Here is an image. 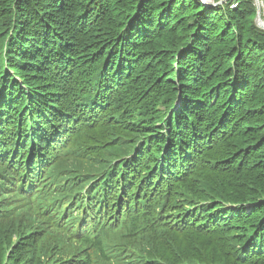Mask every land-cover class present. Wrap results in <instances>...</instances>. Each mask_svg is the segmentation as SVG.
Segmentation results:
<instances>
[{
	"label": "trees",
	"instance_id": "obj_1",
	"mask_svg": "<svg viewBox=\"0 0 264 264\" xmlns=\"http://www.w3.org/2000/svg\"><path fill=\"white\" fill-rule=\"evenodd\" d=\"M232 1L0 0V263L264 264V30Z\"/></svg>",
	"mask_w": 264,
	"mask_h": 264
},
{
	"label": "rangeland",
	"instance_id": "obj_2",
	"mask_svg": "<svg viewBox=\"0 0 264 264\" xmlns=\"http://www.w3.org/2000/svg\"><path fill=\"white\" fill-rule=\"evenodd\" d=\"M253 3L255 4V0H252ZM200 2L202 4H204V6L207 8L209 6L212 7V9H215V8H220L219 6L223 7V5L227 2V0H204L203 2L200 0ZM206 2H209L210 4H206ZM233 3L230 6V9H234L236 4V0H233L232 1ZM258 4H259V12H260V18L258 19L257 17V10H252L249 6H250V3H249V0H244L243 1V6L242 8H240V5H238V8H240L241 10H243V13L245 12H252V11H255V15L252 16V18L250 19H247L246 20V25L248 26L247 29H249V26H253L255 25V27H258L260 30H264V0H258ZM256 6V4H255ZM256 9H257V6H256ZM211 10V8H207V11ZM250 27V28H251ZM232 32V30H231ZM225 41V40H224ZM224 41H221L220 43L216 44L215 46V50L216 51H220V53H223V52H227L230 48L233 47L232 44H230L229 42H225ZM208 65L211 67L212 65V62H207ZM214 74V72H213ZM260 188L262 189V187L260 186ZM245 203V202H243ZM253 208V205H245L244 206V211L249 214L250 212H252L250 209Z\"/></svg>",
	"mask_w": 264,
	"mask_h": 264
},
{
	"label": "water",
	"instance_id": "obj_3",
	"mask_svg": "<svg viewBox=\"0 0 264 264\" xmlns=\"http://www.w3.org/2000/svg\"><path fill=\"white\" fill-rule=\"evenodd\" d=\"M201 1L203 2L204 0H201ZM255 4H256V6H257V16H258L257 18L259 19V18H260V17H259V16H260V12H259V8H260V7H259V4H258V0H255Z\"/></svg>",
	"mask_w": 264,
	"mask_h": 264
}]
</instances>
